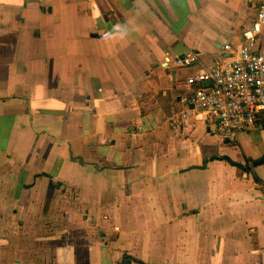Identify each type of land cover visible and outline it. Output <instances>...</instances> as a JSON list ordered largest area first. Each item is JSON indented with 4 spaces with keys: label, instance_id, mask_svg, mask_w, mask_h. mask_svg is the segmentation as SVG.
<instances>
[{
    "label": "crops",
    "instance_id": "0c3cea01",
    "mask_svg": "<svg viewBox=\"0 0 264 264\" xmlns=\"http://www.w3.org/2000/svg\"><path fill=\"white\" fill-rule=\"evenodd\" d=\"M262 6L0 0V264H264V113L234 157L174 65Z\"/></svg>",
    "mask_w": 264,
    "mask_h": 264
},
{
    "label": "built area",
    "instance_id": "2783aa9c",
    "mask_svg": "<svg viewBox=\"0 0 264 264\" xmlns=\"http://www.w3.org/2000/svg\"><path fill=\"white\" fill-rule=\"evenodd\" d=\"M263 30L264 6L252 25L223 47L220 60L205 59L196 51L175 60L177 68L195 71L180 100L182 118L205 114L211 132L229 143L255 126L264 113V56L255 51Z\"/></svg>",
    "mask_w": 264,
    "mask_h": 264
},
{
    "label": "rangeland",
    "instance_id": "374dc122",
    "mask_svg": "<svg viewBox=\"0 0 264 264\" xmlns=\"http://www.w3.org/2000/svg\"><path fill=\"white\" fill-rule=\"evenodd\" d=\"M174 65H175V61H174ZM176 67V66H175ZM177 68V67H176ZM177 69H179V68H177ZM182 70V69H181ZM193 73H194V71H192ZM186 74L189 76L190 74H191V72L190 71H186ZM210 136V135H209ZM213 136V135H212ZM211 137V136H210ZM211 139H214V140H220L221 141V139L218 137V136H213V137H211ZM223 143H225V141H223ZM226 146H227V149H228V151L234 156V157H236V158H239L240 156H239V152H240V148H239V145L238 144H233V143H226ZM227 151V152H228ZM124 259H126L125 260V262H126V264L128 263V260H130V261H133L131 258H129V257H125Z\"/></svg>",
    "mask_w": 264,
    "mask_h": 264
},
{
    "label": "water",
    "instance_id": "95a60500",
    "mask_svg": "<svg viewBox=\"0 0 264 264\" xmlns=\"http://www.w3.org/2000/svg\"><path fill=\"white\" fill-rule=\"evenodd\" d=\"M252 164L254 167L262 166V165H264V158L262 160L257 161V162H253Z\"/></svg>",
    "mask_w": 264,
    "mask_h": 264
},
{
    "label": "trees",
    "instance_id": "16d2710c",
    "mask_svg": "<svg viewBox=\"0 0 264 264\" xmlns=\"http://www.w3.org/2000/svg\"><path fill=\"white\" fill-rule=\"evenodd\" d=\"M232 163V162H231ZM237 167H238V165L237 164H235ZM248 169V168H247ZM257 183H258V185H260V186H264L260 181H257ZM264 191V190H263ZM136 263L137 264H147V263H145V262H142V261H136Z\"/></svg>",
    "mask_w": 264,
    "mask_h": 264
}]
</instances>
